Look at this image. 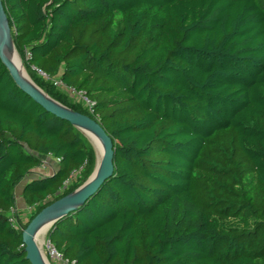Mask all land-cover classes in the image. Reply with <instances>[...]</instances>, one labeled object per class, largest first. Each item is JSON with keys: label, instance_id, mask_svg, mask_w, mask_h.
<instances>
[{"label": "trees", "instance_id": "obj_1", "mask_svg": "<svg viewBox=\"0 0 264 264\" xmlns=\"http://www.w3.org/2000/svg\"><path fill=\"white\" fill-rule=\"evenodd\" d=\"M1 2L27 77L113 145L112 176L45 234L63 262L264 264V0ZM94 167L0 62V264H29L22 231ZM22 182L35 212L11 224Z\"/></svg>", "mask_w": 264, "mask_h": 264}, {"label": "water", "instance_id": "obj_2", "mask_svg": "<svg viewBox=\"0 0 264 264\" xmlns=\"http://www.w3.org/2000/svg\"><path fill=\"white\" fill-rule=\"evenodd\" d=\"M0 35V62L8 71V74L13 80L15 86L24 94L28 95L31 100L37 103L45 111L51 113L56 118L66 121L81 132L82 130H87L95 134L102 141L103 145V151L99 166L96 168L95 157V167L86 182L73 193L51 203L50 205L42 209L28 223L26 228L21 233L26 260L29 262V264H44L42 261V255L40 254V251L34 242V237L38 228L45 221L50 220V225L47 229L48 231L58 219L83 205L85 200L92 195L96 188L102 182L112 176L114 171L112 162L113 145L110 138L105 134L104 130L96 121L92 120L88 116L72 112L71 110L52 100L45 93H43L30 79L29 83L22 80L16 69V66L11 61H9L4 54L6 41L8 38H10V29L1 0Z\"/></svg>", "mask_w": 264, "mask_h": 264}, {"label": "rangeland", "instance_id": "obj_3", "mask_svg": "<svg viewBox=\"0 0 264 264\" xmlns=\"http://www.w3.org/2000/svg\"><path fill=\"white\" fill-rule=\"evenodd\" d=\"M66 93L67 94L69 93L68 95L70 98H74L71 91L66 90ZM86 105H88V104H86ZM43 160L46 161L47 163H49L50 166L53 165L54 167H57L56 165L53 164L51 158H45ZM49 173H51V170L48 167H40L38 169L31 171V173L29 175H27L25 179L30 180L32 178L34 179L37 177L45 176L46 174H49ZM23 185H24V182L20 183L15 188V191H14L15 208H16L15 216L18 217L19 225H23L25 222H27L28 219L30 218V216L35 212V209L27 208L24 205V202H23V199L21 196V190L23 188ZM41 250H42L43 256L45 257L48 264H67V263L61 261V259L59 257H56L55 255L52 254V252L50 251V247L45 240V235L43 238Z\"/></svg>", "mask_w": 264, "mask_h": 264}, {"label": "bare ground", "instance_id": "obj_4", "mask_svg": "<svg viewBox=\"0 0 264 264\" xmlns=\"http://www.w3.org/2000/svg\"><path fill=\"white\" fill-rule=\"evenodd\" d=\"M0 41H1V35H0ZM4 49H5L4 54L6 55V58L16 66V69H17L20 77L22 78V80L24 82L29 83L30 80L27 77V74L25 73V70L22 67V64L20 62L21 60H19L18 55L16 54V52L13 48V43H12L11 38L7 39ZM82 132L84 133L85 137L87 138V140L89 141V143L91 144V146L94 150L95 157H96V168H97L99 166L100 158H101L102 151H103L102 141L95 134H93L87 130H82ZM49 225H50V220L45 221L38 228L36 235L34 237V242L37 245V247L40 251V254L42 255V261L44 264H48V263H47L45 257L43 256L41 246H42L44 235L46 234V231H47Z\"/></svg>", "mask_w": 264, "mask_h": 264}, {"label": "built area", "instance_id": "obj_5", "mask_svg": "<svg viewBox=\"0 0 264 264\" xmlns=\"http://www.w3.org/2000/svg\"><path fill=\"white\" fill-rule=\"evenodd\" d=\"M50 158V157H49ZM51 160H52V162H53V164L54 165H58V163L60 162V160L59 159H53V158H51ZM52 166L53 165H49V163H47L46 161H44L43 160V162H42V166L41 167H48L49 169H51L52 168ZM51 167V168H50ZM77 173H75V174H72V176H75ZM12 213H13V217H11V219L9 220L10 222H11V224H15L16 223V216H15V213H16V210H12ZM18 227V225H16L15 226V229ZM50 251L52 252V254L53 255H55L56 257H59V255H57V253L53 250V249H51L50 248ZM60 258V257H59ZM61 259V258H60ZM62 261V260H61ZM65 263H67V262H65Z\"/></svg>", "mask_w": 264, "mask_h": 264}, {"label": "crops", "instance_id": "obj_6", "mask_svg": "<svg viewBox=\"0 0 264 264\" xmlns=\"http://www.w3.org/2000/svg\"><path fill=\"white\" fill-rule=\"evenodd\" d=\"M55 169H56V167L52 166V168L50 170H51V172H53V171H55Z\"/></svg>", "mask_w": 264, "mask_h": 264}]
</instances>
